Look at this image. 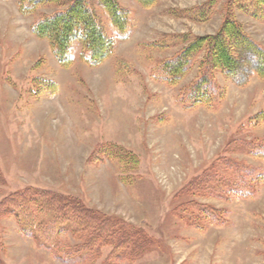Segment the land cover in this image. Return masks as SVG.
Segmentation results:
<instances>
[{
    "label": "rangeland",
    "instance_id": "1",
    "mask_svg": "<svg viewBox=\"0 0 264 264\" xmlns=\"http://www.w3.org/2000/svg\"><path fill=\"white\" fill-rule=\"evenodd\" d=\"M30 1L0 0V202L36 188L79 199L120 220L130 234L121 235L124 247L140 239L146 248L121 261L129 251H112V227L80 231L56 218L54 203L28 196L18 214L32 220L33 238L0 206V264H62L53 254L76 247L92 250L84 264H264V123L253 121L264 110V78L242 76L256 56L241 54L237 81L214 72L220 93L207 107L181 100L204 52L172 84L158 74L194 38L215 35L228 7L263 49L264 19L234 0H115L126 19L119 33L91 0L112 51L91 66L75 34L62 64L32 26L71 0L28 11ZM206 3L211 9L193 18ZM54 220L57 235L46 242L41 231Z\"/></svg>",
    "mask_w": 264,
    "mask_h": 264
},
{
    "label": "trees",
    "instance_id": "2",
    "mask_svg": "<svg viewBox=\"0 0 264 264\" xmlns=\"http://www.w3.org/2000/svg\"><path fill=\"white\" fill-rule=\"evenodd\" d=\"M45 1L49 0H32L28 3V11L35 6H39ZM145 7H151L158 0H137ZM99 3L110 16L113 27L119 32L125 31V17L123 10H121L115 0H99ZM30 4V5H29ZM232 4L238 6L239 11H244L251 14L252 17L264 19V0H234ZM22 6V11L25 13L27 10ZM212 7V3H206L200 7L190 11L193 18L197 20L202 18L208 10ZM231 8L224 17L219 31L212 36L196 37L193 41L180 50L174 58L165 61L159 71V77L164 83H170L180 79L193 65L197 56L204 52V60L201 63V73L195 82L188 87L181 94V100L189 107H207L212 104L214 97L219 95L220 91L216 82L213 80L212 75L216 71H220L227 78L237 81L239 68V58L243 53H253L256 56L253 65L245 69L242 76L256 75L259 78H264V49L254 43L247 37L241 30V26L235 20ZM82 29V34L80 30ZM78 31V32H77ZM32 32L38 38L47 39L52 46V50L56 58L62 63L66 64L70 52V43L75 34L79 35L86 50L87 62L91 66L98 65L104 60L112 51V43L101 32L97 25L94 15L93 3L91 0H71L69 6L51 16L45 17L32 26ZM247 76H244L245 78ZM244 78V79H245ZM184 103V104H185ZM253 121L257 123H264V110L257 114ZM3 181L0 174V183ZM30 196L34 202L36 199L54 203L57 208L51 207L53 212L57 215L56 218H68L80 230H93V231H106L107 227H112V234L119 237V241L112 243V251L114 250H127L128 252H121L117 257L121 261L129 256L136 258L142 254L146 248L145 244L139 245L138 241L132 247H124L121 238L127 240L130 234L124 231L121 224L117 223V218L102 217V215L93 212L83 205L81 200L68 198L67 196L55 194L43 189H28L23 192H15L6 196L0 202V206H9L12 210L8 215L16 218L19 224V231L22 235L28 238H33L32 220L25 214L24 221L18 214L19 207L27 197ZM19 208V209H18ZM120 221V220H119ZM54 220L49 226H46L41 231V236L44 241H51V237L56 236V229ZM107 232V231H106ZM122 235V237H121ZM136 235L142 236L143 232H137ZM118 239V238H117ZM145 243H147L146 239ZM141 243H143L141 241ZM62 248V247H61ZM47 249V248H45ZM60 250L53 254V258L62 264H84L89 261L88 254L92 250L87 247H76L73 249ZM96 255L100 254V250L95 251Z\"/></svg>",
    "mask_w": 264,
    "mask_h": 264
}]
</instances>
